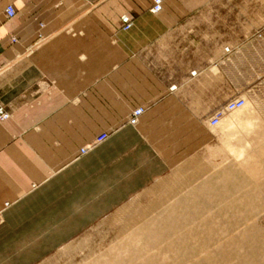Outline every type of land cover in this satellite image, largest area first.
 <instances>
[{"label": "crops", "instance_id": "obj_1", "mask_svg": "<svg viewBox=\"0 0 264 264\" xmlns=\"http://www.w3.org/2000/svg\"><path fill=\"white\" fill-rule=\"evenodd\" d=\"M153 6L0 0V264L75 263L128 234L138 209L193 198L207 122L226 104L225 60L251 54L256 18H236L235 0Z\"/></svg>", "mask_w": 264, "mask_h": 264}, {"label": "bare ground", "instance_id": "obj_2", "mask_svg": "<svg viewBox=\"0 0 264 264\" xmlns=\"http://www.w3.org/2000/svg\"><path fill=\"white\" fill-rule=\"evenodd\" d=\"M244 102L241 109L220 121L229 156H225L217 180L209 179L214 175L205 177L209 181L204 187L200 180L203 188L192 192L195 200L178 197L180 201L166 207L160 199L163 214L150 220L145 214L140 218L138 209L137 216L133 215L136 220L132 217L134 222L125 224L128 234L114 235L107 245L103 242L107 249L99 254L90 251L85 264H264V124L248 100L244 98ZM197 194L205 198L198 196L197 200ZM124 235L129 236L127 247Z\"/></svg>", "mask_w": 264, "mask_h": 264}, {"label": "rangeland", "instance_id": "obj_3", "mask_svg": "<svg viewBox=\"0 0 264 264\" xmlns=\"http://www.w3.org/2000/svg\"><path fill=\"white\" fill-rule=\"evenodd\" d=\"M235 2L239 6L238 9L234 11L236 14V18L244 20L248 18L249 13L252 16H255L256 40L255 43H252L251 45L252 46L251 54H249L248 52L249 49L246 44V47H244L243 45L241 46L239 50L240 55H238L239 57L225 60L226 103L233 99H243V100L244 98L247 99L251 105V109L254 111L255 114H257L261 118L264 124V0H235ZM226 115H225V119L228 117L229 114L227 116ZM223 117L220 120L221 122L222 119H224ZM211 118L212 117L210 116L207 122L208 132H209L208 156L206 163H204L203 165V169L200 172H198V174L195 173V175H198V177L196 178L194 177L193 186L195 185L194 187L197 188L194 189V187H192L193 192L194 190L196 191L197 189H200V186L202 184L201 181L204 182L202 184V186L204 187V185L207 184V181H209V179L210 180L212 179V182L214 181V179L217 180V176L220 174V171L223 167L222 165H223V161L225 160V156L227 157L229 156V152L227 151L228 149L226 148L225 142L223 141V135L222 133H220L222 132L220 131L221 122L216 128H213L209 124ZM234 134L237 133L235 132ZM218 166L220 168H218ZM211 175H214V177L212 176L213 177L212 178ZM205 177H211V178L205 179ZM202 186L201 188H203ZM198 196L199 197L201 196L202 197L201 199L205 198L203 194L202 195L197 194L196 196L197 199H199ZM178 197L180 198V196L172 195L166 198L178 199ZM193 199L195 200L194 195H193ZM167 203L170 204L168 205ZM161 204L163 205L164 203L160 202L156 204L157 206L159 205V207L155 206L156 207V208L154 207L155 211H152V209H149L148 210L149 212L146 211L145 215L148 217L147 218L148 220L163 214L165 206L166 207L167 205L170 206L172 204V201L166 202V204H164L165 206L163 205L164 206L163 210H161V208H163ZM127 237L129 238V236L124 235V241L126 240V242H124V247L128 246ZM113 238L114 236H112V240ZM103 251L98 250L96 252L98 253ZM127 253H128L127 250H125L124 248V255H127ZM88 257H89L88 253L82 252V254H80V256L75 261V263H73V261L71 262L68 260L66 261V257L61 258V260L56 259L54 263L57 262L59 264L60 263L85 264L87 263L86 261L88 260Z\"/></svg>", "mask_w": 264, "mask_h": 264}, {"label": "built area", "instance_id": "obj_4", "mask_svg": "<svg viewBox=\"0 0 264 264\" xmlns=\"http://www.w3.org/2000/svg\"><path fill=\"white\" fill-rule=\"evenodd\" d=\"M162 11V0H154V6L151 10L152 14H159ZM15 10L12 6H9L6 9V15L8 18H13L15 16ZM121 25L122 30L129 31L133 26V21L129 16H123L121 18ZM245 102L243 99H233L225 104V106L220 109L216 114L211 118L210 120V126L215 128L218 126L221 118L226 115L230 114L232 112H235L239 109H241L244 106ZM143 109H137L133 112L130 123L132 125H137L138 120L140 116L143 114ZM9 118V114L5 111V109L0 105V122H4ZM108 139V134H102L100 135L96 141L89 147L84 148L82 150V154H86L90 149L94 148L95 146L105 142ZM0 227H1V221H0Z\"/></svg>", "mask_w": 264, "mask_h": 264}]
</instances>
